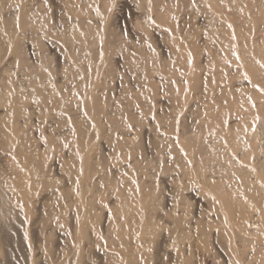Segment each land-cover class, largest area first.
I'll use <instances>...</instances> for the list:
<instances>
[{"label": "bare ground", "instance_id": "bare-ground-1", "mask_svg": "<svg viewBox=\"0 0 264 264\" xmlns=\"http://www.w3.org/2000/svg\"><path fill=\"white\" fill-rule=\"evenodd\" d=\"M6 1L8 0H0V37L5 47L20 45L18 43L24 36L33 41L42 37L43 34L47 35L51 38L47 48L56 57V63L61 69L59 71L67 68L72 73V83L65 88L61 87L65 85L61 83L65 78L61 79L62 81L56 79L57 82L49 80L50 78H47L49 71L52 72L53 69L42 68L43 59H36L34 46H30V51L28 50L31 61L23 54L16 56L20 48L16 46L17 51L13 49L16 55H12L14 57L7 62L0 63V264H37L38 261H41L40 264H110L109 262L126 264L129 260L128 256L131 254L137 256V251L143 253L142 257H139L145 263L150 261L153 264H182L183 246L179 247L181 246L179 243L185 230L180 228L181 226L168 225L172 228L159 233L160 231L156 232L155 227V224L157 226L158 224L152 223L150 221L153 220L152 216V219L148 217L149 220L146 215L139 219L134 218L136 222L138 221L135 223V228L132 224H128L130 228H133L125 229L122 221H113L109 212L105 215L101 214L102 209L98 207L100 203L98 206L96 204L98 203L96 198L98 199V196L103 193L100 186L101 179L95 180L89 173L98 168L97 162L94 163L96 159L93 158L92 162L90 156L95 146L102 144L109 153L116 151L108 149L101 142L107 131L102 116L105 119L118 116L131 120L130 117L135 115L137 110L138 114L147 113L153 116L152 123L144 131V138L147 140V147L144 145L146 153L143 152L142 156L138 154L136 157L133 156L127 164L116 168L113 173L110 172L109 176L106 173L107 175L103 176L104 179L102 178L115 183L128 174L132 176V170L140 162L153 160V163L163 165L166 158L163 159L159 153L162 135L154 131V126L163 123L166 113L186 109L191 110V115L193 114L195 118L187 125L185 122L183 125L186 126L177 132L174 138L169 139L174 142L173 145L181 147L179 151L177 150L180 159L183 161L188 159L186 154H183L185 147L183 140L198 130L202 135L209 132L211 143L218 145L215 150L220 153L228 152V155L223 158H226L227 162L230 161V204L216 198H212V201L206 199V202L203 200L208 210L214 209V211L211 210L214 212L211 216L213 219L210 218L211 221H216V225H219L218 229H214L215 232L212 233L214 244L219 252L228 256L226 257L230 260V264H264V0H229L230 6L225 0H189L193 4L198 3L196 7L201 5L204 11V16L200 17L198 24L191 25V19L196 15L183 12L184 0H12V7L7 5L5 8ZM46 12L51 14L50 22L47 20L49 15ZM206 24L209 32L197 35L199 29L204 28ZM65 31L68 32V36H70L69 32L73 34L74 40H71L72 42L68 43L66 48H62L52 38L63 37L66 34ZM153 46L157 47L160 56H157ZM3 50H0V58ZM4 51V55L8 54ZM16 57L20 62L22 61L21 64L28 66L29 72L27 71L25 82L22 81L25 85L16 83L14 73L12 75ZM227 62H234V76L228 73ZM112 65L118 68L116 71L129 69L135 71L137 76L131 84L129 83L130 87L129 84L127 85L129 88L127 95L122 94V91L125 92L123 88H116L117 91L109 97L112 107L104 111L101 104L104 96L102 87H105ZM223 71L227 74V80L231 77L235 78V80L231 79L233 80L231 85L220 82L221 86H219L216 83V76ZM201 78L209 82L208 86L211 90L206 89V92H200L201 95L203 93L205 100L197 110L196 108L193 110L192 105L187 107L188 100L191 98L188 91L190 86ZM118 81L120 80L116 82ZM201 87L198 88L201 89ZM140 91L144 92L145 96L141 103H131L132 101L129 100L131 109L119 110L117 102H121L124 97L127 100V97ZM28 92L31 94H26ZM168 95L169 98H166ZM69 99L76 101L75 104L71 101L74 104L72 109L66 105ZM41 104L58 112L59 118H55L58 117L56 115L55 119L51 118L55 124L69 125V129L63 130V134L57 133L58 138L60 134L64 137L67 135L71 138L70 144L74 142L79 145L83 164L82 173L77 177L76 188L70 184H68L70 186L63 184L64 186L61 185L62 187L45 195L40 192L42 191L40 187L46 180L40 169V161L45 160L43 158L46 157L42 158V153L45 151L44 156H46V149L53 142L48 143L49 145L42 144L45 139H48L50 132L47 134L48 130L42 131L41 119L38 121L39 111H41L38 110V105ZM122 104L124 105V102ZM138 116L134 118L138 119ZM88 122H92L89 130ZM25 125L30 126L26 131ZM164 129L160 128V131ZM126 130L125 134L123 132L115 136L119 147L124 143L129 145L134 136L132 128L127 127ZM82 131L84 136L81 134ZM196 133L193 136L197 137ZM49 139H52V135ZM165 141L167 143L168 140ZM179 155H177L178 159ZM70 159H73V156ZM64 161L67 162V158L55 160L53 167L61 170ZM63 179L66 178L63 177ZM111 185L113 187L115 184L111 183ZM213 185L218 187L217 183ZM130 186L133 187L132 184ZM112 187L111 190L114 188ZM111 195L113 197V193ZM111 195L107 194V196ZM216 195L219 198L221 193ZM63 198L66 200L64 201ZM145 200L142 201L145 202ZM54 202L57 207H49V204ZM114 205L113 202L109 208ZM65 208L71 211L65 218L64 231L57 232L54 221L60 217L63 218L60 214L65 211ZM229 211L230 219H227L224 214L226 212L228 214ZM99 212L104 215V219L97 225L96 233L90 232L96 224ZM114 213L118 214L115 211ZM170 213L165 215L170 216ZM118 215L120 217V214ZM182 216L180 219H183ZM119 217L115 218L119 219ZM201 217L198 214L195 220L192 219V226L194 230L199 231L197 236L199 234L201 238H204ZM161 218L162 213L158 215L159 220L155 218L156 221H154H161L163 219ZM130 220L127 219V222ZM214 222L210 223L214 224ZM192 226L190 224L189 227ZM189 227L187 225V228ZM187 228L186 230H189ZM53 234L57 235L56 242L52 250L43 255L42 246ZM124 234L131 236L129 241L123 239ZM109 238L112 242L106 245ZM105 240L108 242L105 243ZM155 240L156 243H154ZM173 246L176 248L171 251ZM94 260L97 262L92 263L91 261Z\"/></svg>", "mask_w": 264, "mask_h": 264}, {"label": "rangeland", "instance_id": "rangeland-1", "mask_svg": "<svg viewBox=\"0 0 264 264\" xmlns=\"http://www.w3.org/2000/svg\"><path fill=\"white\" fill-rule=\"evenodd\" d=\"M10 1V0H8ZM6 1V3L8 2ZM12 1V0H11ZM228 5L230 4L229 0H225ZM4 6L5 8L10 6L12 7L13 5V1L10 2V3H7ZM192 2H189V0H184L183 1V5H182V10L183 12H186V13H194V15H196V17L194 16L192 19H191V22H190V25L191 24H198V20L200 19V17L202 18V16H204V11L202 10V6L199 5V7H196V5L198 4H193L191 5ZM208 3V2H207ZM198 6V5H197ZM230 6V5H229ZM188 9V11H187ZM193 9V10H192ZM44 10V9H43ZM198 13V14H197ZM47 15H49V18H47L48 16L46 15V18L47 20H49V22L51 21V14L49 12V14L46 12ZM199 17V18H198ZM198 18V19H196ZM196 21V22H195ZM206 28V30H205ZM208 29V25L206 24L204 26V28H200L197 35L198 34H207L209 32V30L207 31ZM206 31V32H205ZM66 34L63 35V37H53L52 40L58 45V46H61L62 48H66V46L68 45V43L72 42L71 40H74V35L71 34L69 32V35L68 36V32L65 31ZM191 33L193 34V32L191 31ZM67 35V37H65ZM42 36V35H41ZM25 39V40H22V39ZM20 41V45H16L14 44L13 45H9V46H6L5 47V44H3L2 40H1V37H0V50L4 49V53H8V54H3V51H1V58H0V63H5L7 62L9 59H12L14 56L12 55H16V53H14L15 49L17 51V47H20L17 51V55L19 57V54H23V56L28 59V60H32L30 59L31 58V55L29 54L28 50L30 51V46L31 47H35V50H36V59H43L42 62L44 63V65H42V68H45V69H53L52 72L51 70L49 71V74H48V77L47 78H50L49 80L53 81V82H57V80H60L62 81L61 79H64L61 83H65V85H61V87H67L70 86V84L72 83L71 81V72L68 71L69 69L67 68H64L62 71H59L61 70L57 63H56V57L54 55L51 54V51L49 48H47V43L51 40L50 37H48L47 35H44L42 37H38L37 39H33V41L29 40L28 38H26L25 36L23 37ZM58 38L60 39H63V41L59 40ZM71 38V39H70ZM40 39V40H39ZM59 41H58V40ZM70 39V41H69ZM211 39H213L211 37ZM39 41V42H38ZM41 41V42H40ZM44 43H43V42ZM38 42V44L36 43ZM28 43V44H27ZM41 43V45H40ZM67 43V44H66ZM45 44V45H44ZM22 45V46H21ZM28 45V46H27ZM17 46V47H16ZM2 47V48H1ZM15 47V48H14ZM155 47V48H154ZM8 50H7V49ZM29 48V49H27ZM153 48L155 49V52L157 54V56H160V53H159V50L157 51V47L156 46H153ZM14 49V50H13ZM7 50V51H6ZM48 50V51H47ZM24 53H23V52ZM28 53H27V52ZM50 51V52H49ZM20 52V53H19ZM28 55V56H26ZM44 55V56H43ZM5 56V57H4ZM54 56V57H53ZM4 57V58H3ZM18 57H16V62L15 64L13 63V68L12 67V75L14 73V77H16V80L15 82L16 83H22L23 85H25V83H23L22 81L24 80L25 82V78H26V74H27V71L29 72V70L27 69L28 66H26L24 63L21 64L20 60L18 59ZM48 57V58H47ZM231 60V59H230ZM232 61V60H231ZM51 63V64H50ZM57 66H56V65ZM15 65V66H14ZM22 65V66H20ZM51 65V66H50ZM229 65V67H227L226 69H228V73H230V76H231V73H232V76L233 73H234V62H227L226 63V66ZM50 66V67H49ZM21 67V68H20ZM24 67V68H23ZM112 68H110L109 70V73H110V76L109 78H107V81H106V84L104 85L105 87H102L104 92V96L102 97V107H103V110L105 111V109L109 110L112 106H111V102L110 101L111 99L109 98L111 95H113V93H115L117 91V89L119 87L123 88L122 90H124L125 92L123 93L122 91V94L124 95H127L128 93V84L132 83L133 82V79L136 78V74L137 73H134L132 70H125V69H120L119 71H116V69L118 70V68L114 65L111 66ZM22 68H23V71H22ZM41 68V66H40ZM20 69H21V73L20 72ZM25 69V70H24ZM126 72H125V71ZM233 70V71H232ZM25 71V72H24ZM113 71V72H111ZM131 71V73H130ZM232 71V72H231ZM60 72V73H59ZM62 72V74H61ZM112 73V74H111ZM24 74V75H23ZM58 74V76H57ZM66 74L69 76H66ZM114 74V75H113ZM132 74V75H131ZM219 75L216 76L215 78V81L216 83H218L219 86H221V84H224V82L226 83H230V85L233 83L231 81V79H233L234 77H229L230 79V82L229 80L226 79V76L227 74L223 71L222 72H219L218 73ZM60 75V76H59ZM131 75V77H130ZM222 75V76H221ZM225 75V76H224ZM19 76V77H18ZM54 76V78H53ZM62 76V78H60ZM115 76V77H114ZM24 77V78H23ZM118 77V79H117ZM220 77V78H219ZM19 78V79H18ZM21 78V79H20ZM23 78V79H22ZM121 78V79H120ZM225 78V79H224ZM57 79V80H56ZM70 79V80H69ZM114 79V80H113ZM221 79V80H219ZM117 80H120L118 82H116ZM235 80V78H234ZM109 81V82H108ZM205 81V82H204ZM218 81V82H217ZM122 82V83H121ZM221 82V84H219ZM111 83V85H110ZM203 83V85H202ZM27 84V83H26ZM118 84V85H117ZM130 84H129V87H130ZM209 82L207 80H203V78H201L200 80H197L195 81V83H193L190 88H189V91L188 93L190 94L191 98L188 100V105L187 107H190V105H192L193 110H197V108H199V105L202 104V102L205 100V97H203V93L206 92L205 90L208 89L211 90V87L208 86ZM28 85V84H27ZM121 85V86H120ZM124 85V87H123ZM196 85V86H195ZM109 86V87H108ZM118 86V87H117ZM203 89H202V87ZM198 87H201L198 88ZM117 88V89H116ZM120 88V89H121ZM63 90V89H62ZM27 92V91H26ZM61 92V90H60ZM71 92V91H70ZM200 92H203L202 95ZM139 93V94H138ZM137 94H130L131 96L130 97H127V100L125 99L126 97H124V99L121 100V102L123 103L124 102V105L119 101V103L117 102V107L119 108V110H122L123 111V108L124 109H129L131 105L128 104L129 100H131L132 102L131 103H141L142 100H144L145 96H144V92L140 91L138 92ZM199 95H198V94ZM26 94H31V93H26ZM197 94V95H196ZM109 95V96H108ZM139 95V96H138ZM200 95L202 97H200ZM134 96V97H133ZM196 96V97H194ZM139 97V99H137ZM198 97V98H197ZM129 98V99H128ZM166 98H169V95L166 96ZM203 100H202V99ZM106 99V100H105ZM109 99V100H108ZM136 99V100H135ZM108 100V102H107ZM139 100V102H138ZM196 100V101H195ZM75 104V100L74 99H69L68 101H66V105L68 108L72 109L74 104ZM71 104H70V103ZM73 104V106H72ZM28 105V104H27ZM27 105H26V108H27ZM123 105V106H122ZM72 106V107H71ZM110 106V107H109ZM48 106L47 105H44V104H41V105H38V110L40 109L41 111H39L40 115L38 117V121L40 120V122L42 123V126H41V130L46 132L47 130V134H49V137L48 139H45L42 144H48L50 143L51 145H49V148L46 149V156H44L45 154V151H43L42 153V158L43 157H46V158H43L45 160H41L40 162V169L43 176L45 177V181L42 183L43 185H41L40 187V191L42 195H45L47 193H49L50 191L58 188V187H62V186H70L72 185L73 187H77V177L79 174L82 173V170H83V164H82V161H81V150L79 149V145L78 144H75L74 142H72L70 144V140L71 138L68 137L67 135L64 137L63 132L66 131L67 129H69V125H59V124H55V121H52L53 119L55 118H59L60 115L58 114V112L55 110V109H51L49 108V110H47ZM126 107V108H125ZM42 108V109H41ZM131 109V108H130ZM52 111V112H51ZM135 111V110H134ZM138 111V110H137ZM136 111L135 115H133L132 117H130L131 120L127 119L126 118H120V117H114V118H111L109 117L108 119H105L104 116H102L103 118V124H104V127L105 129L107 130L106 133L104 134L105 136H103L104 140L102 139V143H104V145H106V147L110 150H116V151H112V152H108V150H106L105 148H103V145L99 144L98 146H95L91 152H90V156H91V160L92 162L95 160L94 163L98 164L96 167H98L94 172H90L89 175H93L92 178H94L95 180L97 178V180L100 181V186L102 187V192L103 193L98 196L99 198L97 199L96 198V203L97 206L98 204L100 203V209H102L101 211V214L105 213L107 214L108 212L111 214L112 216V219L113 221H116L118 222V220L122 221L123 223V227H125V229H129L130 226L128 224H132L135 228V223L136 220L134 219L135 217H137L136 219H139L140 217L144 216L147 217L146 218H150L153 220H149L152 221V223H157L158 226L155 224V227H156V232H159V233H164L166 231L164 230H169L170 227L173 225V226H178L180 228H183L185 230V234L183 235L182 239L180 240L181 242L179 243V247H182V251H183V258H182V264H230L229 263V259L225 256V253L223 254V252H219V250L217 249L216 245L214 244L213 242V239H212V233L215 232L214 229H218L216 224V221L214 222L213 220L211 221L210 218H212L211 216L214 215V212H212L211 210L214 211V209H211V210H208L207 209V206L205 204L206 202V199L212 201V198H216V199H222L223 202L225 203H229L230 204V161L227 162L225 161L226 158H223V157H226L225 155H228V152H223L221 151V153L218 151V150H215L218 145L216 144H213L211 143L212 142V139L209 138L210 136V133L207 132V133H204V135H202L201 131L198 132L195 131L193 132L192 134H189V138H185L183 140V144L185 145V147L183 148V154H186V156L188 157L187 160L183 161L180 159V155L178 154V151L181 149V147H179L178 145H173V141L172 140H169L171 138H174V135H176L177 132H180L181 129L184 128V126L187 125V123H189L190 120H192L193 118H195V116L193 117L191 115V110L189 109H186V110H181V111H175L173 113V110L170 111L169 113H166V118L164 117L163 119V123H158L157 126H154V131H157L159 132L160 135H162V138H161V144H160V155H162V158H166L164 159V163L163 165H157L155 163H153V160L152 161H149L148 162L144 161L143 163L140 162L136 168H134L131 172V175L130 176L129 174L126 175V179L124 177V179L121 180V178L116 181L115 183L111 182V180L109 181V179L105 178V180H102V178L104 179L103 176H105V174L107 173L108 176L114 172V170L118 167H120L121 165H125L127 164L129 161H131L132 157L135 156L138 154V156H142L144 153H146V150H145V146L147 147V140L144 138L145 135H144V131L146 130V128L149 127V124L152 123L153 121V116L151 114H147V113H140L138 114ZM190 111V112H189ZM134 113V112H133ZM189 113V114H188ZM175 114V115H174ZM53 115V116H52ZM58 116V117H55L54 116ZM139 115V116H138ZM190 115V116H188ZM42 116V117H41ZM134 116H138V119ZM192 116V117H191ZM230 116V114L228 115V117ZM53 117V118H52ZM191 117V118H190ZM52 118V120H51ZM111 118V119H110ZM189 118V120H188ZM106 121H105V120ZM174 119V120H172ZM108 120V121H107ZM121 120V122H120ZM134 120V121H133ZM52 121V122H51ZM119 121V122H118ZM132 123H131V122ZM140 121V122H139ZM188 121V122H187ZM109 122V123H108ZM117 122V123H116ZM144 122V123H143ZM162 122V121H161ZM184 122V123H183ZM186 122V125H183L185 124ZM50 123V124H49ZM89 125H87L88 130L91 129V125H92V122H88ZM86 123V124H88ZM138 123V124H137ZM49 124V125H48ZM54 126H52V125ZM108 124V125H107ZM118 124V126H117ZM123 124V125H122ZM163 124V125H162ZM170 124V125H169ZM181 124V125H180ZM51 125V126H50ZM59 127H57V126ZM146 125V126H145ZM169 125V126H168ZM56 126V127H55ZM125 128H124V127ZM172 126V127H171ZM183 126V127H182ZM29 125H25L24 126V130H28L29 129ZM48 127V129H47ZM64 127V128H63ZM122 127V128H121ZM127 127L128 128H132L133 129V133H134V136L131 138L130 142H129V145L128 143H124V144H120V147H119V144L116 142V134H124L127 132ZM167 127V128H166ZM170 127V128H169ZM182 127V128H181ZM45 128V129H44ZM53 128V129H52ZM55 128V129H54ZM108 128V129H107ZM113 128V129H112ZM135 128V129H134ZM160 128L164 129V131H160ZM50 129V130H49ZM125 131H124V130ZM64 130V131H63ZM109 130V131H108ZM122 130V132L120 131ZM137 130V131H136ZM57 131V132H56ZM62 131V132H61ZM198 132V133H196ZM57 133H62L60 134L59 138H58V134ZM113 133V134H112ZM197 135V137L193 136V135ZM83 136H84V131H82L81 133ZM80 134V136H81ZM51 135H52V139H49L51 138ZM57 135V136H55ZM110 135V136H109ZM156 135V134H155ZM158 135V134H157ZM199 135V136H198ZM57 139H54L55 137ZM79 136V137H80ZM143 136V137H142ZM82 137V136H81ZM202 137V138H201ZM112 138V139H110ZM164 138V139H163ZM168 140L167 143H166V139ZM197 138V139H195ZM62 139V141L60 140ZM66 142H64V140ZM190 139V140H189ZM208 139V140H207ZM106 140L108 142H106ZM163 140V141H162ZM189 140V141H188ZM195 140V141H194ZM205 141L204 143L203 142H199V141ZM188 141V142H187ZM194 141V142H193ZM207 141V143H206ZM69 142V144H68ZM145 143V144H144ZM131 144V146H130ZM163 144V146L161 147V145ZM202 144V145H201ZM63 145V146H62ZM143 145V146H142ZM145 145V146H144ZM174 146V147H173ZM189 146V147H188ZM197 146V147H196ZM63 147V149H62ZM64 147H65V150H64ZM112 147V149L110 148ZM130 147V148H129ZM143 147V148H142ZM199 147V148H198ZM54 148V149H53ZM56 148V149H55ZM115 148V149H114ZM121 151H120V149ZM127 148V149H126ZM168 148V149H167ZM73 149V150H72ZM195 149V150H194ZM208 149V150H207ZM68 152H67V151ZM124 150V151H123ZM135 152H134V151ZM143 150V151H142ZM163 150V151H162ZM175 150V151H174ZM178 150V151H177ZM188 151L186 153V151ZM200 150V151H199ZM72 151V152H71ZM94 151V153H93ZM138 151V152H137ZM208 151L210 153H208ZM57 152V153H56ZM66 152V154H65ZM120 152H124L123 155L122 153ZM133 152V153H132ZM144 152V153H143ZM173 152V153H172ZM176 152V153H175ZM219 152V153H218ZM68 153V154H67ZM105 153V154H104ZM113 153V154H112ZM196 153V154H194ZM57 154V155H55ZM62 154V155H61ZM71 154V155H69ZM96 154V155H95ZM179 155V159H178V156ZM194 154V155H193ZM216 154V155H215ZM220 154V155H219ZM72 158L73 156V159H75L77 162H75V160L73 159H70V157ZM165 157H164V156ZM211 157H210V156ZM57 156V157H56ZM67 156V157H66ZM97 156V157H96ZM137 156V157H138ZM195 156L196 159H195ZM220 156V157H219ZM54 157L56 159H54ZM69 157V158H68ZM96 157V158H95ZM102 157V158H101ZM210 157V158H209ZM61 158H67V162L64 161V166L61 168V170H57L53 167V162L57 159H61ZM94 158V160H93ZM174 158V159H173ZM207 158V159H206ZM99 159V160H98ZM102 159V160H101ZM70 160H73V161H70ZM98 160V161H97ZM104 160V161H103ZM166 160V161H165ZM213 160V161H212ZM46 161V162H45ZM102 161V162H101ZM108 161V162H107ZM150 162V163H149ZM152 162V163H151ZM180 162V163H179ZM187 162V163H186ZM222 162V163H221ZM69 165H68V164ZM184 163V164H182ZM185 163L187 165H185ZM77 164V166H76ZM144 164V166H143ZM150 164V165H149ZM154 164V165H153ZM209 164V165H208ZM141 165V167H140ZM147 165V166H146ZM151 165H153L151 167ZM157 165V166H156ZM156 166V168H155ZM182 166V167H180ZM208 166V168H207ZM70 167V168H69ZM72 167V168H71ZM149 167V168H148ZM157 167L159 169H157ZM214 167V168H213ZM217 167V168H216ZM199 170H198V169ZM220 168V169H219ZM51 169V170H50ZM112 169V170H111ZM139 169V170H138ZM157 169V170H156ZM207 169V170H206ZM221 169H224V170H221ZM109 170V171H108ZM141 170V171H140ZM143 170V171H142ZM152 170V171H151ZM187 170V171H186ZM217 170V172H216ZM60 173H59V172ZM104 173H103V172ZM207 171V172H206ZM111 172V173H110ZM140 172V173H139ZM143 172V173H142ZM150 172H153L152 174H149ZM162 172V174H161ZM165 172V173H164ZM194 172H196V174H194ZM48 173V174H47ZM50 173V174H49ZM103 173V174H102ZM209 173V174H208ZM60 174V175H59ZM64 174V175H63ZM106 174V175H107ZM149 174V175H148ZM154 174V175H153ZM142 175V176H141ZM151 175V177H150ZM153 175V176H152ZM49 176V177H48ZM90 176V177H91ZM148 176V177H147ZM168 176V177H167ZM173 176V177H172ZM66 178V179H63ZM164 177V178H163ZM170 177V178H169ZM208 177V178H207ZM62 178V179H61ZM123 178V177H122ZM140 178V179H139ZM168 178V179H167ZM189 178V179H188ZM207 178V179H206ZM216 178V179H215ZM61 179V180H60ZM70 179V180H69ZM107 179V180H106ZM142 179V180H141ZM160 179V180H159ZM166 179V180H165ZM170 179V180H169ZM65 180V181H63ZM169 180V181H167ZM47 181V182H46ZM71 183H70V182ZM76 181V182H75ZM105 181V183L107 184L106 186L103 185L105 183H103ZM202 181V182H201ZM216 181V182H215ZM224 181V182H223ZM46 182V183H45ZM74 182V183H72ZM201 182V183H200ZM45 183V184H44ZM48 183V184H47ZM112 184H115L113 185V187L115 188V191H113V187H112ZM119 183V184H117ZM186 183V184H185ZM218 185V187L216 185H213V184H216ZM64 184V185H63ZM70 184V185H68ZM126 186H124V185ZM133 185L130 186V185ZM62 185V186H61ZM113 188L112 190L110 189L111 187ZM123 185V186H122ZM129 185V186H128ZM142 185V186H141ZM145 185V186H144ZM209 185V186H208ZM44 186V187H43ZM168 186V187H167ZM185 186V187H184ZM105 187V188H104ZM144 189H142V188ZM189 187V189H187ZM217 187V188H216ZM120 188V190L118 189ZM123 188V189H122ZM140 188V189H139ZM146 188V189H145ZM226 188V189H225ZM122 189V190H121ZM125 189V190H124ZM171 189V190H170ZM127 190V191H126ZM185 190V191H184ZM217 190V191H215ZM227 190V191H226ZM113 191V192H112ZM136 193H134V192ZM197 191V193H196ZM219 191V192H218ZM120 192V194L118 193ZM219 195L221 193V196H218L216 195V193ZM229 195H228V193ZM111 193H113V197L111 195ZM147 193V194H146ZM190 193V194H188ZM108 195H111V196H107ZM119 194V195H117ZM124 194V195H123ZM197 194V195H196ZM135 195V196H134ZM186 195V196H185ZM201 195V196H200ZM204 197H203V196ZM103 196V197H102ZM125 196V197H124ZM196 196V197H195ZM225 196V197H223ZM109 197V198H108ZM144 197H147V198H143ZM201 197V198H200ZM221 197V198H220ZM223 198H226L225 200ZM102 199V200H101ZM115 203V205L113 207H110L111 204H113V202ZM117 201H114V200ZM123 199V200H122ZM126 199V201H125ZM146 199V200H145ZM63 200L65 201L66 199L63 198ZM121 200V201H120ZM133 200V201H132ZM142 200H145V202H147V204L145 205V202H143ZM176 202H175V201ZM182 200V201H181ZM203 200H205V202H203ZM221 200V201H222ZM129 201V202H128ZM186 201V202H185ZM199 201V202H198ZM201 201V202H200ZM138 203L136 205V203ZM149 202V203H148ZM123 203V204H121ZM129 206H128V204ZM176 203V204H175ZM54 204V206L52 205ZM110 204V205H109ZM152 204V205H151ZM186 204V205H185ZM228 204V205H229ZM52 205V206H51ZM109 205V206H108ZM123 205V206H122ZM185 205V206H184ZM126 206V207H125ZM128 206V207H127ZM147 206V207H145ZM230 206V205H229ZM49 207H57V204L54 202V203H50L49 204ZM115 207V209H114ZM149 207V208H148ZM174 207V209H173ZM117 208V209H116ZM126 208V209H125ZM129 208V209H128ZM128 209V211L126 212V210ZM173 209V210H172ZM208 211H206V210ZM118 210V211H117ZM166 210L168 212H166ZM171 210V211H169ZM70 209H67L65 208V211H62L63 213H61L60 215H63L61 218L57 219V221H54L57 225L56 227V230L57 232H62L64 231L65 229V218L67 216H69L70 214ZM117 212L118 214H120V217L118 214L114 213ZM203 211V213H202ZM126 212V214H125ZM129 212L130 215H129ZM171 212V213H170ZM181 212V213H180ZM155 213V214H154ZM162 213V220L161 221H158V215H161ZM165 213H170L171 215L167 216V214L165 215ZM173 213V214H172ZM227 213V212H226ZM224 214L225 217H227V219H230V211L228 214ZM100 212L98 213V219L95 221L96 224H94V221L92 223V225L94 224L92 230H90V232H97V225L101 222L100 220L103 221L104 219V215H101ZM151 214V215H150ZM200 214V217L202 219V225L201 227H203L202 229L204 230V238H201L198 234L197 236V233H199V231L197 230H194L193 226H192V219H196L197 215ZM206 214H208L206 216ZM119 217V219H116L115 217ZM118 215V216H116ZM125 215V216H124ZM132 215V216H131ZM150 215V216H149ZM184 217H183V216ZM130 216V217H129ZM152 216V218H151ZM182 216L183 219H180ZM204 216V218H203ZM206 216V218H205ZM173 217V218H172ZM126 218V219H125ZM132 220V223H131V220ZM158 219L157 221L158 222H155L156 219ZM166 218V219H165ZM127 219L130 220L127 222ZM170 219V220H169ZM190 219V220H189ZM194 219V220H195ZM213 219V218H212ZM60 220V221H59ZM155 220V221H154ZM193 220V221H194ZM205 220V221H204ZM207 220V221H206ZM209 220V221H208ZM59 222V223H58ZM191 222V223H190ZM209 222V223H208ZM212 222H214V224H211ZM121 223V224H122ZM191 224V228L189 227L190 224ZM207 223V224H205ZM164 224L165 227H164ZM204 224V225H203ZM210 224V225H209ZM168 225H171L170 227ZM185 225V226H184ZM187 225L189 228H187ZM207 225V226H206ZM214 225V226H213ZM129 226V227H128ZM212 226V227H211ZM162 230H160L161 228ZM168 228V229H164V228ZM215 227V228H214ZM64 228V229H63ZM133 227H131L130 229H132ZM172 228V227H171ZM189 229V230H186ZM210 228V229H209ZM60 229V231H59ZM164 231V232H163ZM127 232V231H126ZM210 234V235H208ZM125 235V238H123L125 241H129V238L131 237L130 235ZM196 237H195V236ZM206 235V236H205ZM57 235L53 234L50 236L49 239H46V241L44 242L43 246H42V252H43V255L44 254H47L48 252H50L53 248V245L55 244L56 242V238L55 237ZM54 237V238H53ZM185 237V238H184ZM195 238V239H194ZM206 238V239H205ZM199 239V240H198ZM201 239V240H200ZM204 239V240H203ZM109 242H108V241ZM105 240V243L108 242V244L106 245H110V242H112V240L109 238ZM194 240V241H192ZM197 240V241H196ZM192 241V242H191ZM200 241H202L201 243H199ZM204 241V242H203ZM54 242V243H53ZM154 243H156V240L154 241ZM196 243V244H195ZM212 244V245H211ZM185 245V246H184ZM49 247V248H48ZM176 247L173 246L171 247V251L174 250ZM139 251L136 252L137 256L135 254H131L130 256H128L129 260L126 261V264H153L151 263L150 261H146L143 262L144 260L139 257L141 256V254L143 255V253H141V251L138 253ZM186 254V255H185ZM132 256V257H131ZM137 257V258H136ZM142 257V256H141ZM132 258V259H131ZM135 258V259H134ZM139 258V260H137ZM227 260H226V259ZM141 260V262H140ZM185 260V261H184ZM129 261H132V262H129ZM228 261V263H226ZM92 263L94 262H97L96 260L94 261H91ZM128 262V263H127ZM139 262V263H138ZM41 261H38L37 264H40ZM110 264H113L111 262H109ZM108 264V263H106Z\"/></svg>", "mask_w": 264, "mask_h": 264}]
</instances>
